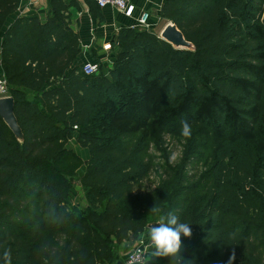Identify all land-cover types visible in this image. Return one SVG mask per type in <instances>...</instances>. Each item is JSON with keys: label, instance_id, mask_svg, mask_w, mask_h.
<instances>
[{"label": "trees", "instance_id": "trees-1", "mask_svg": "<svg viewBox=\"0 0 264 264\" xmlns=\"http://www.w3.org/2000/svg\"><path fill=\"white\" fill-rule=\"evenodd\" d=\"M20 2L0 0L1 67L24 136L0 116V264L8 249L11 264H115L169 213L192 229L178 264H264V0H165L161 22L195 49L122 27L112 67L99 61L92 75L77 65L76 0H51L45 21L20 16L3 31ZM163 135L185 142L179 159L159 166L152 190H135Z\"/></svg>", "mask_w": 264, "mask_h": 264}, {"label": "crops", "instance_id": "crops-1", "mask_svg": "<svg viewBox=\"0 0 264 264\" xmlns=\"http://www.w3.org/2000/svg\"><path fill=\"white\" fill-rule=\"evenodd\" d=\"M70 2L71 0H67ZM165 0H131L135 6L132 16H126L115 8L110 6L99 7L96 14L91 11L90 5L85 0H76L78 6L70 7V19L73 29L79 34L82 47L80 59L77 65L84 62H102L103 65L112 67L115 47L113 39L122 27H134L137 24L141 10L150 12V29L160 34V31L166 23H162L160 19V11ZM51 12V0H21L17 11L11 15L6 22L5 31L10 24L20 16H38L45 21ZM2 34L0 36V52H1ZM0 71L3 75L0 58ZM150 232H145L143 237L149 238ZM153 246L146 260L142 264H158L157 257L152 255ZM125 253L121 252L118 261L115 264L125 260Z\"/></svg>", "mask_w": 264, "mask_h": 264}, {"label": "clouds", "instance_id": "clouds-1", "mask_svg": "<svg viewBox=\"0 0 264 264\" xmlns=\"http://www.w3.org/2000/svg\"><path fill=\"white\" fill-rule=\"evenodd\" d=\"M191 126L187 121L181 122V134L191 136ZM153 211H157L153 209ZM192 229L188 223H179L178 218L169 213L167 218L160 217L150 231L149 238L153 246L152 255L157 258L171 257L170 264H178L179 253L183 247V238H191ZM4 264H11V250L3 252Z\"/></svg>", "mask_w": 264, "mask_h": 264}, {"label": "rangeland", "instance_id": "rangeland-1", "mask_svg": "<svg viewBox=\"0 0 264 264\" xmlns=\"http://www.w3.org/2000/svg\"><path fill=\"white\" fill-rule=\"evenodd\" d=\"M0 75L1 71H0ZM7 94L9 95V88L7 91ZM32 99L34 98L32 95H29ZM36 99V97H35ZM163 141L158 142L157 144L151 143V150L149 152V155H151L153 162L157 165L154 172L151 173L149 177H147L145 180H143L141 183L135 185V190H142V191H149L152 190L157 183L160 181V178L162 176V173L158 170L159 166L164 165L166 163H175L183 150V147L185 145V142L181 140H177L178 137H174L172 135H163ZM68 146L72 149H74L78 154H80L84 159H88L89 152L87 149L81 148L75 139L71 140L68 144ZM157 146L165 148L166 152L161 153L157 151ZM199 162H195L190 166L191 172H201L204 169V161L202 159L198 160ZM80 174H82V170L80 171ZM75 188L72 191V196L70 200L77 204L79 202L85 201V193L82 190V188L78 185V181H75ZM151 217V216H150Z\"/></svg>", "mask_w": 264, "mask_h": 264}, {"label": "built area", "instance_id": "built-area-1", "mask_svg": "<svg viewBox=\"0 0 264 264\" xmlns=\"http://www.w3.org/2000/svg\"><path fill=\"white\" fill-rule=\"evenodd\" d=\"M95 2L101 8L110 6L126 16H132L135 9L131 0H95ZM149 18L150 12L148 10H141L137 18V24L134 27L150 29ZM82 71L86 75L98 74L100 65L98 62H84L82 64ZM7 91L8 85L6 79L4 75H0V97L7 96ZM143 235L125 253V260L118 264H142L146 260L152 245L150 239L145 236L143 237Z\"/></svg>", "mask_w": 264, "mask_h": 264}, {"label": "water", "instance_id": "water-1", "mask_svg": "<svg viewBox=\"0 0 264 264\" xmlns=\"http://www.w3.org/2000/svg\"><path fill=\"white\" fill-rule=\"evenodd\" d=\"M159 37L169 42L176 49H195L192 42L188 41L183 32L173 22H167L160 31ZM15 100L11 95L0 97V116L11 128L16 138L22 140L24 138L22 129L15 115ZM157 221L148 223L147 228L151 231Z\"/></svg>", "mask_w": 264, "mask_h": 264}]
</instances>
